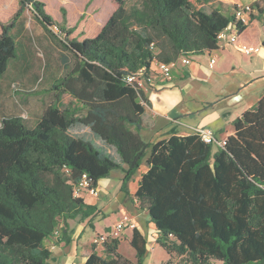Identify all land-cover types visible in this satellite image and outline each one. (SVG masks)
Returning a JSON list of instances; mask_svg holds the SVG:
<instances>
[{
	"label": "trees",
	"instance_id": "obj_1",
	"mask_svg": "<svg viewBox=\"0 0 264 264\" xmlns=\"http://www.w3.org/2000/svg\"><path fill=\"white\" fill-rule=\"evenodd\" d=\"M112 1L99 32L82 41L70 38L74 30L64 25L60 37L53 34L56 22L36 0H19L13 16L0 23V77L18 57L11 31L27 5L73 59L52 82L54 101L35 126L21 116L1 119L0 264H50L45 242L60 230L55 244H68L67 221L91 219L97 212L73 197L82 176L97 188L120 171V189L128 195L127 185L142 164L148 169L133 199L167 255L180 258L179 264H264V96L233 121L234 133L222 147L194 134L148 143L140 136L147 96L126 81L139 71L146 74L153 59L169 63L217 50V35L233 23V15L205 11V0ZM252 6L257 11L252 19L264 26V0ZM246 27L239 25V32ZM62 95L72 99L68 107L59 106ZM75 126L112 147L119 163L103 146L73 135ZM96 244L83 264H144L147 241L136 228L129 240L134 262L119 252L118 238H104L100 253Z\"/></svg>",
	"mask_w": 264,
	"mask_h": 264
},
{
	"label": "rangeland",
	"instance_id": "obj_2",
	"mask_svg": "<svg viewBox=\"0 0 264 264\" xmlns=\"http://www.w3.org/2000/svg\"><path fill=\"white\" fill-rule=\"evenodd\" d=\"M36 1L44 4L45 12L56 22V29L50 28L53 34L60 37L59 26L64 25L67 29L73 28L74 31L70 38H76L78 41L94 37L114 9L112 0ZM126 1L128 4L135 2V0ZM2 2L4 4H1ZM18 6L19 0H17ZM210 8L211 6L205 4V11L208 12ZM16 10L15 4L11 0H0V23L7 22ZM232 14V9L226 12V15ZM11 35L17 43L18 60L11 62L5 74L0 77V119L5 116H21L30 122H34L44 106L54 101V93L49 91L50 85L54 79L66 73V68L72 65L73 59L69 53L60 47L56 39L44 31L42 25L35 18L30 5L26 6L15 28L11 31ZM243 37L251 39L250 29L244 33ZM65 63L66 65H64ZM168 83L156 81L155 85H145L143 89L149 90V92L163 89L168 87ZM40 90H45L46 92L39 95L33 94V92ZM72 102L69 96L62 95L59 106L65 108ZM142 118L144 119V115ZM146 125L147 127L143 132L144 141L150 142L153 139L156 141V139L163 138V136L159 137L157 129L152 126L151 122L148 121ZM29 126L33 127L31 124ZM70 132L85 139L89 135L88 131L82 126H75ZM101 148L114 161L119 163V158L112 147L103 146ZM144 166L145 164L140 166L133 176L134 179L142 173ZM121 179L122 173L120 171L112 172L109 178L104 179L97 187L98 196L85 200V203L94 205L97 208V212L91 219L81 220L80 217H77L74 220L67 221L68 232L72 239L79 240L84 230H86L78 244L84 250L85 244L89 243L92 237L91 244L97 243L96 250L100 253L102 238L111 236L115 224L122 216L126 215L131 220L132 225L140 230L147 241V254L144 264H179L180 258L174 255H167L156 244L157 233L155 226L150 222L146 212L138 210L134 199L121 191ZM129 183L127 189L128 187L131 188ZM131 230L130 227L124 228L117 238L121 240L119 252L126 259L134 262L135 253L124 238L125 234ZM60 235L61 231L58 230L57 235L50 241H46L45 244L50 248L55 247L56 237H60ZM91 244L86 246L89 252ZM52 251L54 255L58 254V250L53 249ZM210 263L222 264L214 260ZM56 264H61V259L57 260Z\"/></svg>",
	"mask_w": 264,
	"mask_h": 264
},
{
	"label": "crops",
	"instance_id": "obj_3",
	"mask_svg": "<svg viewBox=\"0 0 264 264\" xmlns=\"http://www.w3.org/2000/svg\"><path fill=\"white\" fill-rule=\"evenodd\" d=\"M11 1L15 4L16 10L17 0ZM205 1L211 8L219 9L224 14L231 9L234 10L238 5H252L254 3V0ZM1 4L4 3L2 2ZM219 4L222 6L221 9ZM253 16H257V11L254 8L251 20L246 29L240 33L238 42L247 46H261V50L257 54L246 56L236 46H228L221 50L192 56L189 57L191 63L188 67L179 66L174 70L173 78L171 82L169 81L168 87L150 92L149 90H144L148 105L145 107L144 119L142 118L144 124L143 129L140 131L142 139L148 121L157 129L159 137L163 136L161 139H156V141L153 139L148 143H156L168 139L172 135L187 136L192 134V130L195 128H204L212 131L219 142L224 141L234 133L233 121L248 109L253 108L264 96V26L257 20H253ZM249 29L251 39H245L243 35ZM211 57H215L216 61L213 68L209 69ZM16 60H18V57ZM52 102L45 105L44 108ZM42 111L34 122L26 119L27 122L35 126ZM84 128L89 133L87 140L95 142L97 146L104 145L95 138L88 128ZM147 169V166H144L142 173L130 181L131 188L128 187V195L132 198L138 188V182L142 174ZM103 180L99 182V185ZM89 198L85 197L84 201ZM67 234L70 241L66 245L64 243L55 244V241L54 245L56 246L50 248L45 244L52 253L50 262L56 264V261L61 259V264H83L90 254L86 246L92 243V237L91 241L86 243L84 250H82V246L78 242L83 235L76 241V239H72L69 232ZM131 235L132 230L124 236L128 243ZM53 249L58 250L57 255L53 254Z\"/></svg>",
	"mask_w": 264,
	"mask_h": 264
},
{
	"label": "built area",
	"instance_id": "obj_4",
	"mask_svg": "<svg viewBox=\"0 0 264 264\" xmlns=\"http://www.w3.org/2000/svg\"><path fill=\"white\" fill-rule=\"evenodd\" d=\"M256 1V0H254ZM253 8L251 4L238 5L233 10V23L225 27L217 35V50L224 49L228 46H236L244 55L251 56L257 54L261 50V46H247L239 44L238 38L240 35L239 25L247 26L251 20ZM56 29V27H53ZM153 48V45H151ZM215 57H211L209 60V69H212L215 64ZM191 61L187 56H180L175 61L169 63L159 62L155 59L150 64L148 72L145 74L142 71L126 78L127 83H135L138 88L144 90V86H152L159 82H169L173 78V72L179 66L188 67ZM192 134L196 135L203 143L211 144L217 147H222L224 141H217L213 132L204 128H195L192 130ZM73 197L83 199L85 197L95 198L98 196L97 188H93L85 175L74 185ZM126 227L131 229L135 228L132 225L128 216L124 215L115 224L113 232L110 237L117 238L119 233ZM57 235V232L54 233ZM104 238H102L103 241Z\"/></svg>",
	"mask_w": 264,
	"mask_h": 264
},
{
	"label": "water",
	"instance_id": "obj_5",
	"mask_svg": "<svg viewBox=\"0 0 264 264\" xmlns=\"http://www.w3.org/2000/svg\"><path fill=\"white\" fill-rule=\"evenodd\" d=\"M263 46H264V44H263Z\"/></svg>",
	"mask_w": 264,
	"mask_h": 264
}]
</instances>
